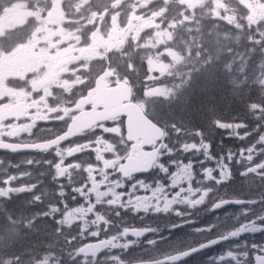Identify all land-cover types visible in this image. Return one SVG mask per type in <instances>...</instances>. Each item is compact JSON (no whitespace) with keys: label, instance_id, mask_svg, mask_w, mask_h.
Returning a JSON list of instances; mask_svg holds the SVG:
<instances>
[{"label":"rangeland","instance_id":"obj_1","mask_svg":"<svg viewBox=\"0 0 264 264\" xmlns=\"http://www.w3.org/2000/svg\"><path fill=\"white\" fill-rule=\"evenodd\" d=\"M62 1L64 5L68 3L67 8H70L68 17L64 21V25L68 24L70 26H68L70 31L68 30L65 36L70 33L76 34L81 38L84 46L91 50L90 57L86 59L87 64L89 63L91 67L88 76H92L98 72L95 70L96 63L94 62L96 60L100 64L104 61L114 64L116 68L118 67L120 69V74L127 77L132 74L133 69L129 71L125 70V67L128 65L124 62L129 59V57L125 55V52L127 50L142 51L147 55L149 78L146 81L139 82L140 86L137 83L138 88H142L143 92L146 91L144 94L137 91V93L141 95L140 99L145 96L147 99H149L148 96L167 97L168 94H171L170 88L160 85V81L167 79L169 76H174L172 71L173 67L182 65L185 60L183 54L174 52L170 49V45L174 41V33L178 31V33L187 34L188 32L198 30L200 27L197 25V19L200 15L204 20L216 17L227 25L238 30H243V32H249L250 39L254 42L253 45L257 48L264 49V0H203L202 4H205L203 8L194 10L193 12L189 9L188 14L181 10L180 0H173V3L166 7H152L150 4L137 7L129 2H125L126 5L121 7V2L128 0H113L114 3L118 4L119 9H116L115 6L110 14L103 13L102 16V12H97V15L92 16L97 24L102 21L101 26L107 22L104 28L97 33L92 42L87 40L90 35H87V33L92 30L94 24L90 22L84 23L89 19L88 13H82V10H79L73 3V0ZM187 1L193 3V0ZM200 1H198V3ZM50 3L52 6V0H50ZM48 6V0H24L12 7L4 9L3 12L0 13V65H6L3 61L4 56L2 55L3 49L1 48V44L6 43L8 40L18 44L23 42L24 39L28 40L27 34H31L30 42L23 46L25 49L30 50V44L33 42L36 44L38 39L41 42H46L50 39V36L54 33L52 25L56 22L50 20L49 14L51 8H48ZM224 14H226V16H224ZM80 24H83L82 27L76 29ZM59 28L60 30L62 29V27ZM15 32H18V34L15 35ZM86 42H89L90 46L86 45ZM68 46H70V50L72 51L77 49L79 45L72 40L71 43L63 47V49H67ZM52 49H54V46L50 45L49 51L44 53V57L39 63V67H48L47 71L40 68L37 72L35 67L27 74H24L22 70H19L17 74L15 73L16 69L12 68V71L7 70L3 73L0 77V82L10 77H19L20 75L29 77L30 79H22L21 83H18L17 88L8 84V90L4 88L3 91L6 93H0V97L5 96L7 102L10 104H18L21 103L24 98L31 99L34 94L41 92V90H38L40 87L38 85L42 84L45 78L48 80L45 86L52 87L51 82L54 80V77L58 75L56 71H62L66 68L58 67L54 70L51 67V62H48L49 66L47 64L41 65L42 62L51 59L53 55ZM184 51H186V49H183V52ZM58 59L61 60L63 58ZM68 59L74 60L71 54ZM54 66H56L55 63ZM63 66H65V64ZM261 70H263L261 82L264 85V63L261 66ZM117 81L127 82L131 86V81L128 79H120L117 77ZM59 93L60 91L57 90L56 95L62 97ZM253 112L259 121L261 118H264L263 109L253 107ZM260 126L264 128V119H262ZM30 128L31 126H29L28 130H30ZM220 129L226 132L228 136L238 144H243L245 140H250L251 149L247 154H238L237 159L235 161L232 160L229 167H227L224 163V158L229 155V153L217 159L215 153L212 152L210 144L206 143L200 137L203 146L195 148L192 144H187L186 146L189 145L187 149L188 153H184L183 159L179 160L175 165L188 166L186 168L192 172V169H195L197 166L204 171L208 170L203 176H207L205 179L208 180V175H211V177L214 178L211 185L213 186L216 183V186L222 193L223 188H228L233 181L231 172H237L239 168L243 169V156L247 160L251 157L252 163L261 161L264 164V137L258 138L256 140L258 141V145H254L256 141L252 140V132L248 128L220 126ZM29 166L30 164H27V167ZM212 166H214L216 170L213 169ZM13 168V165H6L4 162L0 161V197H4L0 198V200H10L15 195L23 194H31L33 196L32 176L29 173L26 175H17V170ZM258 174L262 177V172ZM18 179L19 183H17ZM24 179L27 180V182L24 181ZM99 196L100 193L96 192L93 201H96ZM31 209L35 208L31 206ZM43 210L49 213L48 208ZM49 216L61 218L63 221L62 224L67 225V227H64L67 233L65 248L69 251L71 264H109L113 260V256L109 253L92 263L82 260L78 252L76 254L72 253V250L76 248L80 250L90 242L91 239L95 238L96 223L92 222V220L87 222L84 212L77 210L73 213H68L63 208H55L51 210ZM224 217V215H221L220 218ZM37 218L40 217H31L28 222H33ZM220 218L216 220L217 223L220 222ZM226 218H224V221ZM71 220L74 222L70 223ZM224 221H222V223ZM227 227H229V225H227ZM235 231H240V227L236 228ZM240 240L244 246L238 250L236 255H216L215 258L211 260L210 264H251L254 254L260 253L257 252L259 248L257 246L255 247L256 243L264 242V226L254 230L252 233H247L246 236L244 235ZM252 252L254 254H251ZM221 257H223V259H221ZM43 264L57 263L53 261V259H46Z\"/></svg>","mask_w":264,"mask_h":264},{"label":"trees","instance_id":"obj_2","mask_svg":"<svg viewBox=\"0 0 264 264\" xmlns=\"http://www.w3.org/2000/svg\"><path fill=\"white\" fill-rule=\"evenodd\" d=\"M23 1L0 0V13ZM95 3L90 1L88 6L93 7ZM97 6L106 7L107 4ZM197 22L198 30L187 34L176 31L170 45L185 58L182 65L172 70L174 76L165 82L174 92L166 98L140 99V94L135 97L147 103L145 106L153 121L167 132L169 141L175 139L178 149L185 143L197 142L195 136L202 135L217 159L228 153L229 158H235L243 150L247 154L252 147L250 140L244 145L238 144L218 126H245L252 131L254 140L264 136V128L259 127L260 121L253 112V107L264 110V86L261 83L264 49L253 45L247 31L221 21L204 20L201 15ZM183 49L190 50L184 54ZM125 55L130 57L125 70L133 69L131 78L143 82L148 77L147 58L142 57L141 52L128 51ZM0 161L3 162L1 156ZM4 163L13 165V169L21 167L16 161ZM244 163L246 171L249 165L245 158ZM28 169L23 174L30 173L35 178L34 168ZM48 175L53 174L43 171L41 179ZM39 191L48 198L39 208V213L43 214L44 205L58 198L59 188L54 176L48 185L41 183ZM221 196L222 200L264 201V177L250 175L242 179L236 174ZM31 217H37V207L29 196L0 200V264H43L46 259L56 260L57 264H71L69 251L65 248V228L57 220L42 216L28 222ZM78 251L76 248L72 253ZM114 255L121 261L128 258L122 250Z\"/></svg>","mask_w":264,"mask_h":264},{"label":"flooded vegetation","instance_id":"obj_3","mask_svg":"<svg viewBox=\"0 0 264 264\" xmlns=\"http://www.w3.org/2000/svg\"><path fill=\"white\" fill-rule=\"evenodd\" d=\"M198 1L200 0H193V9L199 8ZM188 5L187 0L182 1V7ZM95 32L90 35L89 42L94 40L98 31ZM70 35L65 39L63 29H57L53 38L56 69L66 67L65 70L57 72L52 87H45L47 82L39 84L41 92L34 94L31 99H23L20 104L30 106V114L23 120L7 121L0 132V141L35 145L53 141L65 134L73 119L83 113L75 111L77 102L81 99L79 92L86 91L87 94L91 91L99 74L95 78L82 79L84 63L90 57L91 50L84 46L79 36ZM72 40L79 45L78 48L71 51L68 46L63 49ZM89 42H86V45H89ZM41 45L42 43H38L33 49L36 59L40 58L39 51L45 52V47L41 49ZM70 54L74 60L68 59ZM21 55L23 54H14L6 58H14L13 63L26 70L30 56L25 55V59L20 57ZM44 70L47 71V67ZM0 74H3L2 68ZM0 84L3 90L5 81L2 80ZM57 90H63V102L53 101L57 99ZM42 98L46 101H42ZM30 116L31 128L23 132L22 123L28 121ZM29 134L33 138L32 142L25 139L30 137ZM125 142V120L117 119L83 133L51 151H36L31 155L11 157H33L38 172L43 166L42 160L45 159L47 170L72 182L71 195L78 201L86 199L88 181L100 185L99 202L102 213L105 205L109 204L116 213L110 220L127 222L129 229L140 233L138 240L125 238L122 234L115 235L113 246L124 248L129 255L135 256V259L129 262L126 260L122 264L155 262L186 252L193 246L199 247L209 243L215 232L214 213L210 211V202H204L200 198L198 175L187 169H179L177 171L181 175L168 177L166 166H155L153 172H157L152 177L149 175L153 172L126 181L120 169L131 154L130 146L126 144L129 151L125 155L118 150V144ZM160 162L161 157L158 164ZM204 214L207 223L201 225L200 218ZM154 254H162L165 257L157 260L153 258Z\"/></svg>","mask_w":264,"mask_h":264},{"label":"water","instance_id":"obj_4","mask_svg":"<svg viewBox=\"0 0 264 264\" xmlns=\"http://www.w3.org/2000/svg\"><path fill=\"white\" fill-rule=\"evenodd\" d=\"M136 4L143 1H149L151 3H170L171 0H133ZM52 18L57 20H62L64 18L63 7L60 0H54V6L52 11ZM113 78V73L107 72L97 80L96 89L89 93V95L80 101L82 104V109L93 105V112L86 116L78 117L71 125L67 135L63 136L59 140L43 144L34 147H26L22 149H14L6 145L0 144V151L10 152V153H23V152H33L40 150L41 152L51 150L64 143L65 141L71 139L75 135H78L82 131H88L96 125L105 123L111 119H116L118 117L127 118V129L128 137L127 140L130 143H135L133 151H138L139 155L137 158L131 157L127 164L122 168V173L125 178H128L134 174L147 173L149 170L144 168L140 161L143 157L141 151L144 148H151L156 146L164 137V132L161 128L156 126L149 119L143 118V112L137 105L124 106L125 102H131L132 92L130 88L122 83L113 89H109L105 84L107 79ZM28 112L24 106H17L9 109L7 106L0 107V125L10 118H23ZM141 141V145H139ZM156 159L152 156L151 160L146 164L150 167ZM228 205H238V203H227ZM107 242L93 243L81 250V254L84 257L97 258L103 252L104 247ZM219 244L216 242L211 247H215ZM207 249V248H205ZM195 253H190L179 257L171 262H180L187 257L193 256ZM256 264H264V257H255Z\"/></svg>","mask_w":264,"mask_h":264},{"label":"bare ground","instance_id":"obj_5","mask_svg":"<svg viewBox=\"0 0 264 264\" xmlns=\"http://www.w3.org/2000/svg\"><path fill=\"white\" fill-rule=\"evenodd\" d=\"M48 80L45 78L44 80H43V83L44 82H47ZM251 95V94H250ZM251 98V97H250ZM252 99V98H251ZM238 115V114H237ZM76 215V214H75ZM49 228V227H48ZM208 231V230H207Z\"/></svg>","mask_w":264,"mask_h":264},{"label":"snow or ice","instance_id":"obj_6","mask_svg":"<svg viewBox=\"0 0 264 264\" xmlns=\"http://www.w3.org/2000/svg\"><path fill=\"white\" fill-rule=\"evenodd\" d=\"M0 198H4V197H0ZM221 259H223V257H221Z\"/></svg>","mask_w":264,"mask_h":264}]
</instances>
